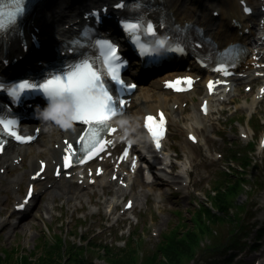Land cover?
Returning <instances> with one entry per match:
<instances>
[{"label": "rangeland", "instance_id": "rangeland-1", "mask_svg": "<svg viewBox=\"0 0 264 264\" xmlns=\"http://www.w3.org/2000/svg\"><path fill=\"white\" fill-rule=\"evenodd\" d=\"M261 80L238 82L231 91L233 99L230 102L223 101L217 105L212 116L214 124L206 136L205 148L207 146L209 150V157L202 155L199 146L186 145L184 127L192 122L191 118L197 107L196 103L199 101L198 96L202 92L198 89L187 95V97H193L194 100H187L188 105L185 111L180 115L181 117L175 118L177 122L172 123L171 120V133L168 141L173 147L171 150L173 156L178 155L180 157L178 159L179 164H182L183 161H187L188 165L192 164L193 180L186 188L175 189L172 185L164 183L142 186L140 184L141 179L138 178V188L149 190L152 187L150 196L145 199L144 204L136 206L132 214L127 212L124 215H119V210L123 204L122 200L116 209V213L108 216L106 215V211L109 209L108 203L99 206L96 204L97 202L85 200L82 208L74 210L70 206L73 200L70 199V202H66L61 197L55 201L56 207L52 209L53 216H51L46 212L45 205L48 193L45 192L41 195L30 218L14 229L15 231L13 230L9 234L6 230L7 226L0 229V252L19 247L20 252L27 253L28 251L30 253L34 249H38L37 246L39 247V244L42 243L38 249L41 251L45 241H48V244L55 243L60 237L66 244L83 246L87 259L93 263L95 260L96 263L94 264H114L111 263L108 256H105L103 247L110 246V255H112L114 251L123 249L126 246L125 240L127 243L133 234L135 236L141 234L143 239L140 238L141 240L138 242L140 255L137 263L141 264L144 255L154 251L163 233L178 222L179 214L190 219L195 207L200 202L206 201L210 204L211 200L208 199V196L210 193H215L216 181L220 177L221 171L226 170L228 165L236 167L239 163L237 159L232 160V155L235 152H240L241 155L247 152L254 161L244 172V177L248 179L245 181L244 189L233 198V203L239 209L236 206L231 208L236 209V214L240 210L238 217L241 216L243 224L248 230L250 229L249 233L237 234L236 238L241 244L234 249L218 247L209 250L206 245L204 246L205 249L204 247H196L195 255L187 264H194L198 258L201 259V263L217 258L222 261L220 264H264V232L261 234V231L257 230L264 225V146H261L264 124L263 126L258 124L256 129L252 126L255 124L256 118H264V98L257 103L253 112H249L244 106H241L245 100H250L253 97ZM254 82L257 83L254 84ZM249 84L253 85V89L247 91L246 86ZM252 116L254 118L250 121L249 118ZM241 131H247V136H243ZM251 146L254 147L251 148ZM222 151L225 154L224 158L219 157ZM186 152L192 153L191 161L188 158L189 154L185 155ZM25 166L22 165L19 169H24ZM179 167L177 165L175 171H178ZM17 170L9 171L7 178L14 175ZM25 188L26 181L24 180L18 191L23 195ZM111 194L112 192L107 196H111ZM95 199H98V194ZM13 201V197L10 196L5 204L0 206V222H5L6 219L7 221L10 220L7 216ZM231 214L233 215V213ZM189 223L191 225L192 220ZM194 223L195 221L192 225ZM215 225L219 231V235L216 232L218 237H215V233L211 236L203 234L201 237L209 245L214 244L215 241L217 243L225 242L226 239L233 236L232 227L238 228L236 222L226 223L225 221ZM234 235L236 236V232ZM254 241H257L258 245L250 249L248 243L251 244ZM92 242L96 245H91ZM242 245L245 246L244 249L240 248ZM232 252L238 253L237 257L232 263H228L224 258Z\"/></svg>", "mask_w": 264, "mask_h": 264}, {"label": "bare ground", "instance_id": "bare-ground-1", "mask_svg": "<svg viewBox=\"0 0 264 264\" xmlns=\"http://www.w3.org/2000/svg\"><path fill=\"white\" fill-rule=\"evenodd\" d=\"M54 1L58 2L59 0ZM198 1L200 4L199 11L201 12H199L197 16V13H192L196 12L197 7L189 5L186 0H160L164 8L171 13L169 17L175 22L197 18L205 29L216 31H214V33L218 35V42L227 44L230 40H236L237 37H240V32H246L243 40H251L252 53L245 60L243 68L240 71L245 75L242 76L244 79L259 76V73L264 71V38L262 39L264 35V9L262 8V6H264V0H245L254 8L253 13L248 16L243 13V8L240 5L242 0ZM46 2L47 1L44 3V0H41L40 3L37 4L35 15L33 18L29 17L28 21L32 22V26H37L39 28V34L45 35L47 42L50 39V34L47 31L48 25L53 22L54 19H59L61 15L58 14L59 10H49V12L44 10L45 8L43 7L46 5ZM215 9L219 11L218 17H214L211 13ZM43 14L53 15L44 16ZM235 21H240L242 26H235ZM26 29L27 27H25V30ZM0 45L4 46L3 43ZM5 46L8 50L15 51L18 49V45L14 41L7 43ZM255 54L256 56H254ZM179 73L180 72H169L165 75L150 79L149 85L139 86L136 92L139 89L141 92L139 95H137L136 92L134 94L136 100L133 113H130V115L127 113L119 117L116 123L120 125L129 124L137 131H141L144 114L157 113V109L159 108L166 110V112L168 111L167 114L173 116L174 122H176L175 116L179 117L178 114H181L184 108L179 107V109L174 110V105L176 103L181 105L187 99L194 100L193 97H187L188 92L176 93L172 98L166 95V93H163V83L165 80L173 79ZM193 75L198 76L197 74ZM204 76H208V74H204ZM262 89H264V81L253 97L250 100H245L241 106H244L249 112H253L257 103L264 97L261 92ZM204 97L205 95L197 102V107L191 118L192 122L190 123V126L197 128V130L201 129V138L198 145L203 154L207 153L204 152L203 135L205 136L210 131L212 124V122L207 123L205 121V116L202 115L200 111V105ZM223 99H233L231 92L227 91L225 87L220 88L217 95L211 97V107ZM211 113L212 110L210 114ZM190 126L188 125L186 128H190ZM74 129H76V127H72V129L63 128L56 131L49 127L41 128L38 141L34 142L33 145L29 144L18 148L13 147L0 154V206L3 205V203L5 204L10 196L16 199V203L22 201L24 195H21L16 190V185L22 183L24 180L27 186L29 183H34L36 195H39L41 191L48 193L45 207L46 212L51 216H53L52 209L56 207L55 201L59 197L65 199L66 202H70V199L73 200L70 206H72L74 210L80 207L82 208L85 200L93 203L97 202L96 204L99 206L107 205L108 203L110 209L106 211V215L114 213L117 205L127 195L134 200L136 205L144 204L145 199L150 196L151 189L144 190L138 188L134 180L135 178H132L124 167L118 172L119 177L116 180L110 177V173H104L99 177H96L94 173L90 174L91 170L95 172V165L97 163L95 165L91 164L89 165L90 167L85 169H70L68 172H70L71 175L68 177L62 166L60 168V172L62 173L61 176L57 177L53 174V170L55 171L57 166H60L63 161L62 159L65 153L63 150L65 146L63 138L69 137ZM192 131L193 129H188L187 133ZM246 132L241 131V134L246 135ZM163 154V157L160 156L162 160L161 163L169 159L171 152L165 149ZM44 164L47 165L45 170L42 168ZM22 165L25 166L24 169H19ZM179 165L181 166L180 169L176 171L174 175L167 178V183H174L175 185L177 183L183 184L184 181L191 183L192 172L188 167L190 164L188 165L187 161H183L182 164ZM13 169L18 170L14 175L7 178L9 171ZM114 172L113 170V173ZM37 173H39V175H37ZM93 178H96V182L91 185V179ZM121 180L123 183H128V185L120 184ZM142 180L145 181L143 175ZM185 187L182 186V188ZM109 192H112V195L107 197ZM97 194L98 199H95ZM35 198L37 199L38 197ZM132 211L133 210H131V213H133ZM128 216H130V214ZM24 221L25 219L16 227L13 226V229L7 226L6 230L11 234L13 230L21 226ZM5 226L6 223L4 221L0 222V229H3Z\"/></svg>", "mask_w": 264, "mask_h": 264}, {"label": "trees", "instance_id": "trees-1", "mask_svg": "<svg viewBox=\"0 0 264 264\" xmlns=\"http://www.w3.org/2000/svg\"><path fill=\"white\" fill-rule=\"evenodd\" d=\"M259 123V120L257 121ZM254 146H251V148ZM238 155V156H237ZM234 157H238L241 160L243 170L234 168L231 171L224 170L221 172L220 177L216 181L215 193H210L208 202H200L199 206L195 207L193 216L190 219L185 218L182 214H179L180 218L169 230L163 233L160 241L156 244L154 251L147 253L143 257L141 264H187L196 253V247H204L201 245L203 234L217 235L219 232L215 224L221 222H236L238 228H233L232 237L226 239L225 242L209 245L205 244L209 250L214 248H236L239 246V240L235 234L236 230L243 231L245 224L241 221L239 212L236 214V209L233 215L231 214V207L236 206L233 203V198L244 189L245 181H248L244 177L246 168L251 164L252 160L250 155L245 152L243 155L234 153ZM219 184L217 185V183ZM230 206V208H228ZM239 208V207H238ZM229 209V211H228ZM196 216V217H195ZM235 217V218H234ZM195 223L190 225V221ZM215 225V226H214ZM197 228V230H196ZM219 234V233H218ZM235 236V237H234ZM216 237V236H215ZM90 240V239H89ZM139 236H135L127 241L126 246L123 249L114 251L112 255L110 246H104L105 256L111 263L114 264H137L139 262ZM42 243L39 244V249ZM91 245H96L91 243ZM251 244V246H254ZM206 247H204L205 249ZM207 248V249H208ZM34 249L32 252H20V248L16 247L12 250H5L0 252V264H94L86 257L83 246H75L69 243H65L60 237L57 238L55 243L44 242V245L39 251ZM235 252L230 253L224 258L225 261H234ZM201 259H196L194 264H199ZM217 258L202 261L201 264H220Z\"/></svg>", "mask_w": 264, "mask_h": 264}, {"label": "snow or ice", "instance_id": "snow-or-ice-1", "mask_svg": "<svg viewBox=\"0 0 264 264\" xmlns=\"http://www.w3.org/2000/svg\"><path fill=\"white\" fill-rule=\"evenodd\" d=\"M13 3L16 6L9 11L8 15L14 23L25 10V0H13ZM120 6H123V3ZM246 11H250V9H246ZM122 24L133 39H135V32L143 28L150 32L155 31V26L147 20L125 19ZM4 28L5 25L0 23V29ZM96 43L102 52L103 70L101 67L95 66L93 59L83 57L77 59L74 64L66 66L67 71L53 73L40 80L23 78L14 82L9 88V92L13 97H17L18 93L23 94L27 90H36L41 91L52 101H69L73 109L70 113V118L74 121H82L88 125L87 131L80 137L82 143L87 142L84 159H90L98 149L103 150V146L106 144L103 134L115 131L109 121L120 110V106L124 104V100L115 97L109 89L105 80V73L107 77L123 88L135 87L134 84H126L120 75V70L126 62L122 60L118 46L109 39L98 40ZM221 67H224V65H221ZM185 79L191 84V77ZM4 87L5 84L0 82V89ZM209 87H212L211 82H209ZM152 119L153 117H148L149 121ZM0 125H3L17 140L27 141L32 139L31 135H21L19 132L14 131L3 120H0ZM148 127L154 136L159 135L155 125L150 123ZM157 146H159L158 141ZM69 149L71 150L70 152ZM3 150V144H0V152ZM66 152L68 154L64 156V166L69 167L72 162V155L76 152V149L70 144ZM23 206V204L18 205V207Z\"/></svg>", "mask_w": 264, "mask_h": 264}]
</instances>
